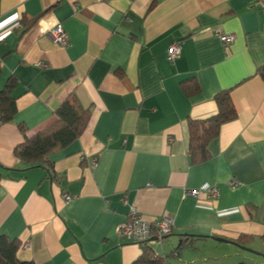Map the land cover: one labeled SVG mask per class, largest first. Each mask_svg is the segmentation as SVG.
Masks as SVG:
<instances>
[{
    "label": "crops",
    "instance_id": "obj_1",
    "mask_svg": "<svg viewBox=\"0 0 264 264\" xmlns=\"http://www.w3.org/2000/svg\"><path fill=\"white\" fill-rule=\"evenodd\" d=\"M255 2L0 0V91L18 83L13 121L0 122V235L19 240V259L135 264L141 249L118 232L134 209L146 222L172 219L150 246L164 262H264L247 251L264 256V10ZM57 26L67 48L47 39ZM174 43L181 51L169 63ZM225 91L237 117L192 165L187 122L215 115ZM71 95L90 110L85 131L48 169L22 164L19 126L51 127ZM204 185L218 198L189 195Z\"/></svg>",
    "mask_w": 264,
    "mask_h": 264
},
{
    "label": "trees",
    "instance_id": "obj_2",
    "mask_svg": "<svg viewBox=\"0 0 264 264\" xmlns=\"http://www.w3.org/2000/svg\"><path fill=\"white\" fill-rule=\"evenodd\" d=\"M17 86V80L11 77L0 91V122L2 124L12 122L16 114L14 92ZM188 87L187 84L182 85L186 95H189ZM197 90L195 87V91ZM215 103L217 107L215 115L203 121L189 120L187 122V151L192 165L204 163L209 159V143L217 138L222 125L237 117L229 92L219 93L215 98ZM55 117L56 121L51 127L33 134H29L23 126H19L23 140L14 148L13 153L25 166L48 169L51 166L50 156L73 144L85 131L90 118V110L84 109L78 99L71 95L56 110ZM248 240L249 238L239 237L237 243L245 245ZM128 241L138 245L141 249V254L135 264H169L156 255L151 245ZM187 241L184 242L185 245ZM182 246L183 244L177 250H180ZM19 249V240H10L0 235V264H34L32 261L19 259Z\"/></svg>",
    "mask_w": 264,
    "mask_h": 264
},
{
    "label": "built area",
    "instance_id": "obj_3",
    "mask_svg": "<svg viewBox=\"0 0 264 264\" xmlns=\"http://www.w3.org/2000/svg\"><path fill=\"white\" fill-rule=\"evenodd\" d=\"M254 6L264 10V0H256ZM18 30L22 29V25H17ZM53 44L67 48L68 37L60 26H57L50 30L47 34ZM221 42L228 46L235 40L234 35H221ZM181 47L179 44H172L168 48L167 60L169 63H173L180 55ZM201 193H204L207 197L216 199L219 196L217 188L204 185L198 190L189 192V195L197 198ZM65 202H70L71 197L64 195ZM173 227V221L168 216H163L156 222H146L141 216L133 209L131 210L128 221L123 226L118 228L120 235L124 236L127 240H131L135 243H146L149 246L153 244L161 245L163 240L171 233Z\"/></svg>",
    "mask_w": 264,
    "mask_h": 264
},
{
    "label": "water",
    "instance_id": "obj_4",
    "mask_svg": "<svg viewBox=\"0 0 264 264\" xmlns=\"http://www.w3.org/2000/svg\"><path fill=\"white\" fill-rule=\"evenodd\" d=\"M216 241H219V242H228V241H226V240H224V239H215ZM242 250H247V249H245V248H242ZM247 251H249L250 253H252V254H255L256 256L258 255V256H260L263 260H264V256L263 255H261V254H258V253H255V252H253V251H250V250H247Z\"/></svg>",
    "mask_w": 264,
    "mask_h": 264
},
{
    "label": "rangeland",
    "instance_id": "obj_5",
    "mask_svg": "<svg viewBox=\"0 0 264 264\" xmlns=\"http://www.w3.org/2000/svg\"><path fill=\"white\" fill-rule=\"evenodd\" d=\"M255 258H252L250 259L248 262H246L245 264H264V262H262L260 259H255ZM264 261V260H263Z\"/></svg>",
    "mask_w": 264,
    "mask_h": 264
}]
</instances>
